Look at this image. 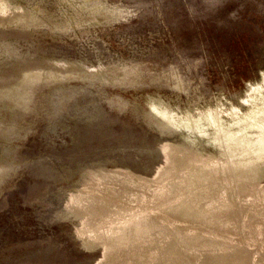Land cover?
Segmentation results:
<instances>
[{
    "label": "rangeland",
    "instance_id": "rangeland-1",
    "mask_svg": "<svg viewBox=\"0 0 264 264\" xmlns=\"http://www.w3.org/2000/svg\"><path fill=\"white\" fill-rule=\"evenodd\" d=\"M10 1L33 8L36 18L28 27L0 20V87L30 82L32 92L26 107L0 97V264H108L112 246L85 249L81 220L68 217L67 204L86 199L103 171H133L154 182L178 171L181 132L160 130L153 97L179 112L246 107L248 86L264 73V0H96L108 18L99 14L104 9H81L83 0ZM30 64L41 79H26ZM127 67L138 73L125 77ZM172 70L186 91L169 85ZM248 240L254 244L243 248L262 264L256 244L264 257V237ZM206 248H193L186 262L219 255ZM138 256H127L130 264H141Z\"/></svg>",
    "mask_w": 264,
    "mask_h": 264
},
{
    "label": "bare ground",
    "instance_id": "bare-ground-1",
    "mask_svg": "<svg viewBox=\"0 0 264 264\" xmlns=\"http://www.w3.org/2000/svg\"><path fill=\"white\" fill-rule=\"evenodd\" d=\"M16 3L0 0V20L7 18L23 27L30 26L36 18L33 8ZM80 7L89 8L91 13L104 9L99 14L105 18L111 13L96 0H83ZM74 24L83 25L77 21ZM32 64L24 69L26 79H41V69ZM85 68L86 65L79 68V77H83ZM133 72L138 73L134 67L124 68L125 77ZM179 73L172 70L165 79L172 80L167 83L173 88L186 91L188 86L184 85L185 79ZM92 77L90 74L89 78ZM28 83L23 82L21 89L6 84L5 88L0 87V97L12 95L26 107L32 100ZM248 87L242 98L246 105L244 109L232 103L229 106V103L225 107L217 104L214 107L208 105V109L199 106L197 112L195 108L179 112L166 104L164 98L156 100L152 95L149 105L162 121L160 130L181 132L182 142L174 151L178 171L161 182L140 178L133 171H103L95 177L91 175L96 178L93 179L98 183L97 188L92 187L86 199L69 202L66 208L70 211L68 217L81 220L78 221L82 225L79 231L85 249L93 251L111 245L108 264H122V258L130 264L127 256L134 254H139L136 258L137 261L141 259V264L149 261L151 264L162 261L181 264L183 259L188 264L186 261H191L193 248L211 246L205 250L219 255H207L198 264H257L243 247L249 242L248 238L264 237V186L260 185L264 179V73L259 82ZM206 145L212 149H207ZM145 244L148 250L142 252ZM253 244L251 241L248 246ZM258 245V260L264 264L263 252ZM227 247L228 250L222 252ZM197 260H201L200 255Z\"/></svg>",
    "mask_w": 264,
    "mask_h": 264
}]
</instances>
